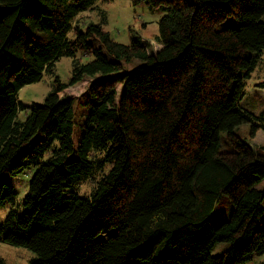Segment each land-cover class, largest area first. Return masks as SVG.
Returning <instances> with one entry per match:
<instances>
[{
    "label": "trees",
    "instance_id": "obj_1",
    "mask_svg": "<svg viewBox=\"0 0 264 264\" xmlns=\"http://www.w3.org/2000/svg\"><path fill=\"white\" fill-rule=\"evenodd\" d=\"M142 1L165 10L156 51L75 24L96 0H0V206L17 195L12 178L33 170L0 241L33 252L29 264H246L264 255V151L234 132L250 123L252 139L264 134V114L238 107L264 52V0ZM230 17L237 28L216 27ZM62 57L72 59L69 81L54 76L18 120L19 91L53 75ZM134 60L142 64L127 69ZM86 80L79 97L68 94ZM86 96L74 147V103ZM222 132L231 151L219 149ZM86 183L89 193L72 190ZM222 195L230 218L214 225Z\"/></svg>",
    "mask_w": 264,
    "mask_h": 264
},
{
    "label": "rangeland",
    "instance_id": "obj_2",
    "mask_svg": "<svg viewBox=\"0 0 264 264\" xmlns=\"http://www.w3.org/2000/svg\"><path fill=\"white\" fill-rule=\"evenodd\" d=\"M193 3L194 0H186ZM165 15L163 8L152 10L146 2L142 0H96L94 6L79 14L74 23L81 25L84 28L87 24H98L107 31L111 38L118 43L129 45L133 39L142 40L147 43L148 47L153 50H158L159 46L156 44V37L158 36V25L160 19ZM261 21L264 22V16ZM239 22L230 17L221 21L216 27L222 28H237ZM72 36V34H70ZM142 62L134 60L131 65L126 68H135L141 65ZM72 66V59L67 57L60 58L53 68V75L43 74L40 80L31 85L23 87L18 93V104L23 110L18 112L17 119L22 121L29 114V107L32 103H41L45 96L54 88L53 77L56 76L63 83L70 79ZM90 81L86 80L82 84L68 88L67 92L72 97H79L86 89ZM118 91L120 88L118 87ZM91 99L86 96L83 100L79 98L74 103V118L71 132V139L74 147L76 146L77 136L81 123L84 119V114L87 110ZM238 107L247 111L253 116L264 114V52L257 62L256 67L250 74L248 79L243 80L242 95L238 100ZM250 123H242L234 129L235 134L245 142H248L255 149L264 151V134L259 131L252 139L250 136ZM219 149L222 152L231 151V146L226 142V134L224 132L220 135ZM31 173L33 170L13 177V188L17 195L12 203H4L0 206V223L7 216L11 210L22 211L21 202L27 194L28 184L31 180ZM256 188L264 191V180H262ZM80 196L91 191V185L86 183L81 190L72 188ZM264 210V201L262 203ZM231 214V207L227 201L226 196H223L218 201L214 210L210 215V220L214 225L229 220ZM225 245H217L212 251L211 255L217 256L221 254ZM35 258V254L28 249L22 247H15L0 241V260L2 264H29ZM264 255L255 256L252 261L246 264H260Z\"/></svg>",
    "mask_w": 264,
    "mask_h": 264
}]
</instances>
